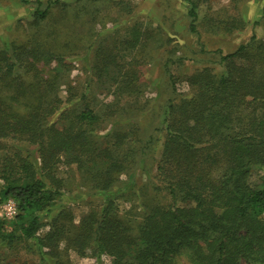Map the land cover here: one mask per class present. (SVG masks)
Segmentation results:
<instances>
[{"label": "trees", "instance_id": "trees-1", "mask_svg": "<svg viewBox=\"0 0 264 264\" xmlns=\"http://www.w3.org/2000/svg\"><path fill=\"white\" fill-rule=\"evenodd\" d=\"M58 1H47L41 9L43 2L37 0L36 11L44 17ZM184 1L189 4L190 29L196 32L197 4ZM36 59V50L0 43V203L12 198L17 208L12 220L0 217V245L10 252L36 246L42 259L53 258L52 264H74L70 251L79 256L88 251L107 254L113 264H241L242 260L264 264L262 39L253 34L233 52L222 54L219 64L224 68L218 76L204 70L193 75L195 97L178 106L169 102V111L177 109L166 120L161 154L156 172L148 175L150 193L140 201L143 218L136 230L120 215L115 197L122 187L114 182L128 168L130 158L134 165H142L145 147L135 148L126 159L119 155L124 153L126 134L98 148L87 137L89 132L67 129L62 139L55 137V162L45 163L43 119L62 100L58 96L44 99L37 91L46 87L35 73L31 60ZM21 67L32 73L27 86L24 75L17 73ZM27 89L39 103H29L27 111H15L12 102L16 104L19 96L32 100ZM77 120L91 124L97 116L84 107ZM17 140L38 144L42 164L27 148L17 146ZM75 142L81 152L95 156L78 154L65 163L85 166L92 159L87 179L104 202L76 223L65 207L45 223L62 195L63 181L56 176L62 161L57 152ZM43 226L48 229L40 235Z\"/></svg>", "mask_w": 264, "mask_h": 264}, {"label": "rangeland", "instance_id": "rangeland-1", "mask_svg": "<svg viewBox=\"0 0 264 264\" xmlns=\"http://www.w3.org/2000/svg\"><path fill=\"white\" fill-rule=\"evenodd\" d=\"M26 1L0 0V43L36 50L38 59L31 61L46 87L37 91L44 99L58 96L62 100L43 119L48 151L44 161L55 162V137L62 139L67 129L89 132L87 137L98 148L126 134L124 153H119L126 159L135 148L145 147L142 165H134L130 158L128 168L114 182L122 187L115 197L120 215L136 230L143 218L140 201L150 193L148 175L156 172L161 154L166 120L177 109L169 111V102L178 106L195 97L197 86L191 84V77L202 70L218 76L224 68L219 64L221 55L233 52L253 34L264 41V0H194L196 32L190 29L189 4L184 0H59L44 17L36 11L37 0ZM39 1L43 9L53 0ZM17 73L24 75L26 86L32 81L25 67ZM26 93L32 94V100L19 96L16 104L12 102L15 111H27L29 103H39L34 92L27 89ZM2 94L6 95L4 90ZM84 107L92 109L96 121L79 123L77 116ZM55 131L61 134L56 136ZM15 144L27 148L42 164L38 144L21 140ZM78 144L57 152L62 161L56 172L63 181L62 195L45 223L62 207L71 211L76 223L104 202L87 179L92 159L85 166L65 163L78 154L95 156L81 152ZM9 199L0 203V217L12 220L4 208ZM47 229L43 226L39 234ZM69 257L74 264H113L112 256L90 251L82 256L70 251ZM0 259L2 264L53 263L49 255L42 259L36 246L10 252L0 245ZM241 264L253 263L242 260Z\"/></svg>", "mask_w": 264, "mask_h": 264}, {"label": "built area", "instance_id": "built-area-1", "mask_svg": "<svg viewBox=\"0 0 264 264\" xmlns=\"http://www.w3.org/2000/svg\"><path fill=\"white\" fill-rule=\"evenodd\" d=\"M4 208L9 210V212H7V215H9L10 217L14 218L17 214L16 203L13 199H9L4 205Z\"/></svg>", "mask_w": 264, "mask_h": 264}]
</instances>
